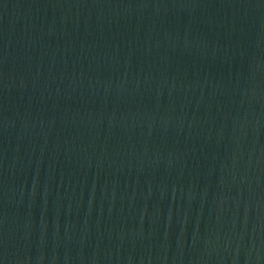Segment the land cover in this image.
<instances>
[{
    "label": "water",
    "instance_id": "obj_1",
    "mask_svg": "<svg viewBox=\"0 0 264 264\" xmlns=\"http://www.w3.org/2000/svg\"><path fill=\"white\" fill-rule=\"evenodd\" d=\"M0 264H264V0H0Z\"/></svg>",
    "mask_w": 264,
    "mask_h": 264
}]
</instances>
